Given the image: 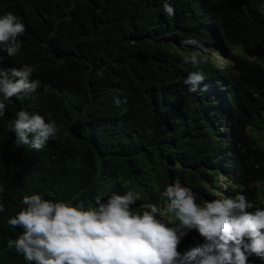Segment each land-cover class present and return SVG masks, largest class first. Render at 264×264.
<instances>
[{
    "label": "trees",
    "instance_id": "16d2710c",
    "mask_svg": "<svg viewBox=\"0 0 264 264\" xmlns=\"http://www.w3.org/2000/svg\"><path fill=\"white\" fill-rule=\"evenodd\" d=\"M164 2L0 0V16L12 12L25 25L19 52H0V69L31 66L29 79L39 81L5 101L0 117V264H29L7 246L22 234L7 221L26 195L87 208L134 191L130 211L142 213L165 204L176 180L201 206L226 181L224 198L244 194L249 211L264 208V0H168L174 16ZM190 37L202 47L185 44ZM238 45L256 58L239 57L224 87L226 70L199 49ZM193 54L196 67L184 63ZM196 71L204 79L191 91L184 81ZM21 110L59 129L40 151L15 145L8 125ZM202 243L189 230L178 251ZM247 264L264 260L251 255Z\"/></svg>",
    "mask_w": 264,
    "mask_h": 264
},
{
    "label": "clouds",
    "instance_id": "9594fccd",
    "mask_svg": "<svg viewBox=\"0 0 264 264\" xmlns=\"http://www.w3.org/2000/svg\"><path fill=\"white\" fill-rule=\"evenodd\" d=\"M163 10L168 16L175 15L168 0L163 3ZM24 31L25 25L12 12L0 16V52L14 57L21 48L18 38ZM184 43L202 47L191 37ZM238 46L232 47L230 53L215 47L227 64L207 56L226 70L224 87L232 86L229 80L235 75L239 57L256 58ZM184 63L196 67L199 60L193 54L184 57ZM33 71L27 65L0 69V117L5 114V101L37 89L39 81L29 79ZM203 79L202 72H191L184 83L193 85L190 90L195 91V85ZM8 128L15 134L17 147L28 146L35 151L55 139L59 131L54 121L46 122L42 115L25 110L16 114ZM250 130L248 127L247 131ZM234 170L235 166L229 167V171ZM225 184L226 181L222 182L226 190ZM162 195L165 204H144L142 213L130 211L139 199L134 191L123 195L112 192L106 200L97 199L96 207L87 208L83 202L73 206L70 202L44 199L39 194L26 195L22 201L25 207L7 221L10 226L21 228L22 234L9 240L7 246L15 248L29 264H247L251 255L264 260V208L249 211L254 206L244 194L205 201L201 206L192 190L176 180ZM3 211L4 205L0 203V212ZM170 223L175 226H169ZM189 230H196L204 243L181 253L178 245Z\"/></svg>",
    "mask_w": 264,
    "mask_h": 264
},
{
    "label": "rangeland",
    "instance_id": "374dc122",
    "mask_svg": "<svg viewBox=\"0 0 264 264\" xmlns=\"http://www.w3.org/2000/svg\"><path fill=\"white\" fill-rule=\"evenodd\" d=\"M239 47L240 46H237V48H239ZM170 50H171V47H170ZM199 50L201 52H203L206 56L210 57L212 60H214L215 62H217V63H222V65L228 63V61H226L224 59L222 53L219 52V51H216L217 50L216 48L214 50V49L209 48V47H204L203 49H199ZM182 53H185V51H183ZM221 176L223 177V175H220V179H221ZM217 185L222 186V183H217ZM214 189H215V194L216 195H214L211 198H208L207 200H204V202L205 201H211V200L217 199V198H221L222 199V198L225 197L226 194L224 193L225 192V190H224L225 188L224 187H219V188H215L214 187ZM204 202H203V204H204Z\"/></svg>",
    "mask_w": 264,
    "mask_h": 264
}]
</instances>
